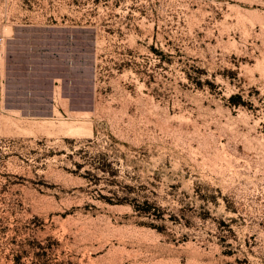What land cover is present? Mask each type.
I'll return each mask as SVG.
<instances>
[{
	"label": "rangeland",
	"instance_id": "1",
	"mask_svg": "<svg viewBox=\"0 0 264 264\" xmlns=\"http://www.w3.org/2000/svg\"><path fill=\"white\" fill-rule=\"evenodd\" d=\"M0 264H264V0H0Z\"/></svg>",
	"mask_w": 264,
	"mask_h": 264
}]
</instances>
